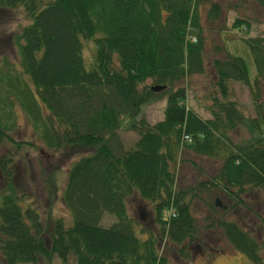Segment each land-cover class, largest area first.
<instances>
[{
  "label": "trees",
  "instance_id": "1",
  "mask_svg": "<svg viewBox=\"0 0 264 264\" xmlns=\"http://www.w3.org/2000/svg\"><path fill=\"white\" fill-rule=\"evenodd\" d=\"M200 1L0 0V8L21 6L29 19L13 35L19 73L0 67V175L11 178L24 143L7 131L15 103L47 148L89 150L71 163L62 187L70 225L57 218L46 230L39 212L23 205L10 182L0 186V264H35L39 257L49 264L52 255L61 264H169L159 249L162 239L184 255V242L197 230L186 192L175 187L171 168L182 148L222 158L214 180L201 184L225 192L235 187L227 189L233 200L227 208L234 209L237 219L220 218L215 225L232 248L254 264H264V233L257 240L238 224L242 208L252 212L240 196L245 186L264 188V144L260 136L238 143L229 136L238 125L255 129L258 116L264 120L263 103L248 118L227 98L229 80L249 81L243 57L227 53L212 60L217 96L208 107L210 118H201L183 103L184 78L203 72ZM254 1L264 10V0ZM218 11L213 3L209 16ZM243 24L249 25L236 18L232 26ZM83 39L94 44L89 65L82 55ZM244 43L256 69V100L260 85L264 90V37L250 36ZM3 65L10 68L6 61ZM153 85L165 88L154 91ZM164 96L163 118L149 123L143 106ZM121 128L136 134L128 147L119 136ZM183 133L189 141L181 140ZM130 199L132 204H152L156 231L136 227L127 208ZM169 208L175 216L166 219ZM210 208H217L215 200ZM103 212L115 217L107 227L100 224ZM256 217L264 226V209ZM44 232L51 236L49 249Z\"/></svg>",
  "mask_w": 264,
  "mask_h": 264
},
{
  "label": "rangeland",
  "instance_id": "2",
  "mask_svg": "<svg viewBox=\"0 0 264 264\" xmlns=\"http://www.w3.org/2000/svg\"><path fill=\"white\" fill-rule=\"evenodd\" d=\"M41 1L47 3L49 0ZM213 3L218 5L219 11L212 18L209 16V10ZM197 13L199 16L198 32L203 42V72L193 73L184 78L183 103L185 108L192 109L201 118L211 117L208 107L211 105L212 96H217V88L214 85L215 73L211 63L215 58H223L229 53L243 57L247 65L249 81L244 83L229 80L227 98L236 103L244 116L255 117L256 104L259 102L264 104V90L260 85V95L254 100L253 95L256 89L253 81L256 69L250 51L244 43V38L264 37V10L254 0H201L197 5ZM236 18L247 20L249 25L232 26ZM28 21L21 6L0 8V67H4V70L19 73L17 44L13 40V35L20 32ZM195 31L196 29L193 30ZM82 55L85 63L89 65L94 55L92 40H82ZM4 61L10 68L3 65ZM165 103L166 97L164 96L143 106L142 113L149 123L163 118ZM12 109L13 119L10 121L12 125L7 131L13 138L24 143L18 151L19 155L16 165L13 166L11 178L7 180L0 175V186L3 187L5 181L10 182L19 196L23 197V205L27 203L39 212L46 230L47 228L50 230V222L57 218L65 226L70 225L71 212L61 198L62 187L71 163L88 153L89 150L82 146H70L61 150L47 148L41 141L38 130L26 119L20 105L15 103ZM2 117L0 109V119ZM258 121L260 125L255 129H250L247 125H238L232 129L229 134L231 140L238 143L260 136V142L264 144V120L258 116ZM118 133L125 147L131 145L136 138L135 132L125 128H121ZM221 165V157L209 158L186 148H182L175 162L171 163L176 177L175 187L185 190L184 199L189 203V210L197 231L192 240L184 242V255L180 253L176 245L162 239L159 249L167 257L169 264H254L245 254L232 248L221 229L215 225V221L220 218L237 219L234 209L227 208L233 201L227 194V189L230 192L236 188L228 186L225 192L217 185L207 187L201 184V182L214 180L213 176L218 173ZM240 196L252 212H247L242 208L243 219L241 217L238 224L252 231L255 238L260 240L263 237L264 226L260 225L256 216L263 214L264 188L251 189L246 185ZM216 199L219 200L220 205H216L217 208L212 210L210 204ZM131 200L128 201L127 208L134 217L136 227L154 231L156 226L152 219L154 216L152 204L149 202L132 204ZM138 208L142 209L143 218L139 216ZM114 220L113 214L103 212L100 224L107 227ZM144 235V233L141 234L142 237ZM43 238L46 248L49 249L50 234L44 232ZM71 261L70 258L69 263ZM45 263L44 257H39L35 264ZM49 264H61V261L56 255H52Z\"/></svg>",
  "mask_w": 264,
  "mask_h": 264
},
{
  "label": "built area",
  "instance_id": "3",
  "mask_svg": "<svg viewBox=\"0 0 264 264\" xmlns=\"http://www.w3.org/2000/svg\"><path fill=\"white\" fill-rule=\"evenodd\" d=\"M190 40L194 41L195 38L194 37H190ZM181 140L183 142L189 141L190 140V137L186 133H183L182 136H181ZM173 216H175V212L172 210V208H169L168 211H167V217H166V219L167 218H171Z\"/></svg>",
  "mask_w": 264,
  "mask_h": 264
},
{
  "label": "water",
  "instance_id": "4",
  "mask_svg": "<svg viewBox=\"0 0 264 264\" xmlns=\"http://www.w3.org/2000/svg\"><path fill=\"white\" fill-rule=\"evenodd\" d=\"M164 88H165L164 85H153V86H151V89L154 90V91H160V90H162ZM215 205H220L218 199L215 200Z\"/></svg>",
  "mask_w": 264,
  "mask_h": 264
},
{
  "label": "flooded vegetation",
  "instance_id": "5",
  "mask_svg": "<svg viewBox=\"0 0 264 264\" xmlns=\"http://www.w3.org/2000/svg\"><path fill=\"white\" fill-rule=\"evenodd\" d=\"M138 214L141 218H143V212L141 208H138ZM153 219V218H152Z\"/></svg>",
  "mask_w": 264,
  "mask_h": 264
}]
</instances>
